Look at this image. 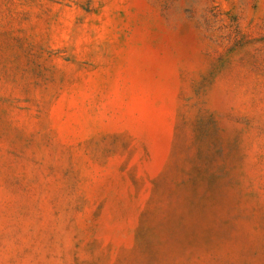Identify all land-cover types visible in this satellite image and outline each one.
Here are the masks:
<instances>
[{"label":"rangeland","instance_id":"374dc122","mask_svg":"<svg viewBox=\"0 0 264 264\" xmlns=\"http://www.w3.org/2000/svg\"><path fill=\"white\" fill-rule=\"evenodd\" d=\"M0 264H264V0H0Z\"/></svg>","mask_w":264,"mask_h":264}]
</instances>
